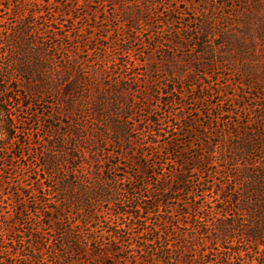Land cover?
Wrapping results in <instances>:
<instances>
[{"label":"rangeland","instance_id":"374dc122","mask_svg":"<svg viewBox=\"0 0 264 264\" xmlns=\"http://www.w3.org/2000/svg\"><path fill=\"white\" fill-rule=\"evenodd\" d=\"M0 99V264H264L215 224L264 169V0H0Z\"/></svg>","mask_w":264,"mask_h":264},{"label":"trees","instance_id":"16d2710c","mask_svg":"<svg viewBox=\"0 0 264 264\" xmlns=\"http://www.w3.org/2000/svg\"><path fill=\"white\" fill-rule=\"evenodd\" d=\"M221 5H225L227 4L228 0H219ZM225 18H229L232 19L231 17H233L232 13L226 12V14L224 15ZM230 21V20H229ZM207 22V26H206V30L204 29V32H209L210 29L212 27H214V24L209 20L206 21ZM209 22L210 25H209ZM227 25H231V23H226ZM230 27V26H229ZM227 27V28H229ZM227 30V33L230 30ZM252 76V75H251ZM248 79H251L250 74L248 75ZM1 99H0V103H1ZM72 100L70 99V103L69 105L72 104ZM4 109L3 107H0V114H4ZM7 127H2V129L8 128L7 130L10 129V125L9 123H6ZM102 128V126H101ZM120 128V127H119ZM118 128V130L114 131V138L115 140L117 139L116 137L120 136L122 134V132L120 131V129ZM102 130L103 129H98L99 133H97L98 135H102ZM77 135L81 137L80 135V129H77ZM9 134V133H8ZM9 136H12V133L8 135V139L11 140V138ZM96 146V148L98 147V150H100V148L102 147V139H100V141L95 140V143L88 142V141H84L81 145V148L83 149H87L89 152V156L90 158L94 161L97 162L98 159L96 158L97 155H95V150H93L91 152V146ZM76 148V147H75ZM78 150V148H76ZM85 151V150H84ZM94 152V153H93ZM70 158L74 164V160L76 158V155L69 154ZM75 157V158H74ZM65 161H67V163H69L70 165H72V162L69 161V158L66 157L64 158ZM58 160L53 156H46L44 161L42 162V166H43V170L44 172H53L58 169ZM74 166V165H72ZM71 166V167H72ZM54 173V172H53ZM250 182V185L246 187V194L247 197L243 200H239L237 202V205H234L237 210L240 211H245V213H247V217L246 219H242L241 217L238 216H233V217H228V218H224V219H219V221L215 224L218 232H219V245L220 248H229L228 253L232 252L235 255H239L241 254V250H243L244 252H248L249 249L245 248V249H241L239 247V245H236V243H233L232 247H226V244L228 243H232L234 241L235 236H240L242 239H244L247 243H249V241H258L261 239V242L264 244V169H260L259 171H255V173H246ZM254 174V175H253ZM63 176V175H62ZM61 176V177H62ZM179 180H183L181 177H178ZM56 193L57 196H59L60 199H63V201L66 203V201L69 200V203L72 199H74L75 193L73 191V186L72 183L66 179V177H62L61 179L56 181ZM47 187L49 189H51L52 187L50 185H47ZM82 193V192H81ZM250 193H254L256 196L255 200H249V194ZM81 196H84L85 198L88 197V202H90V199L95 198V199H108L110 200V193L109 190L103 187H98L97 191H92V192H84L82 193ZM224 198V197H223ZM153 206V205H152ZM59 209H55L56 212H58ZM232 213H235L234 210H232ZM236 214V213H235ZM241 214V213H240ZM239 214V216H240ZM54 229H57L58 231L62 230L64 231L66 227H63L62 223L58 224L55 223L54 224ZM258 243V242H256ZM165 242L163 244H160L159 247H157L155 254L156 257L163 261L164 263H168L170 257L168 255V245H164ZM257 249L259 250L260 254L262 253L263 257H264V249L263 251H261L259 249L258 244H256ZM225 258H228V256ZM259 258V257H257ZM152 259L153 257H149V263L152 264ZM210 260L209 259V255L206 253L205 255H201V260Z\"/></svg>","mask_w":264,"mask_h":264}]
</instances>
